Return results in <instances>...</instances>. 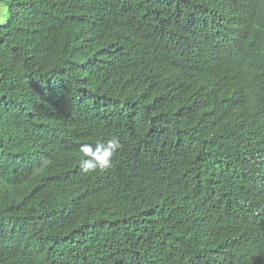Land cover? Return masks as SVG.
<instances>
[{"label":"trees","instance_id":"trees-1","mask_svg":"<svg viewBox=\"0 0 264 264\" xmlns=\"http://www.w3.org/2000/svg\"><path fill=\"white\" fill-rule=\"evenodd\" d=\"M7 7L0 264H264V0Z\"/></svg>","mask_w":264,"mask_h":264},{"label":"clouds","instance_id":"clouds-1","mask_svg":"<svg viewBox=\"0 0 264 264\" xmlns=\"http://www.w3.org/2000/svg\"><path fill=\"white\" fill-rule=\"evenodd\" d=\"M122 148L117 137L98 139L94 144H81L78 149L80 172L86 176L107 172L113 167L114 157Z\"/></svg>","mask_w":264,"mask_h":264},{"label":"rangeland","instance_id":"rangeland-1","mask_svg":"<svg viewBox=\"0 0 264 264\" xmlns=\"http://www.w3.org/2000/svg\"><path fill=\"white\" fill-rule=\"evenodd\" d=\"M9 0H0V25H4L8 20V4ZM3 84V79L0 77V85Z\"/></svg>","mask_w":264,"mask_h":264}]
</instances>
